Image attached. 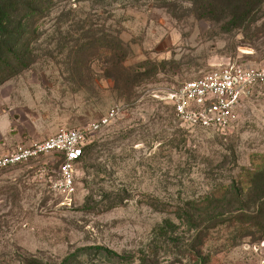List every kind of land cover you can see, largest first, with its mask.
<instances>
[{
  "label": "rangeland",
  "instance_id": "rangeland-1",
  "mask_svg": "<svg viewBox=\"0 0 264 264\" xmlns=\"http://www.w3.org/2000/svg\"><path fill=\"white\" fill-rule=\"evenodd\" d=\"M209 3L55 0L30 25L35 62L0 80V155L117 115L90 138L71 195L53 187L55 155L0 170V264H264L256 229L210 228L212 206L191 203L226 191L224 217L242 212L231 201L262 163L264 86L222 130L182 123L166 100L226 63L264 67V3L239 27Z\"/></svg>",
  "mask_w": 264,
  "mask_h": 264
},
{
  "label": "built area",
  "instance_id": "built-area-1",
  "mask_svg": "<svg viewBox=\"0 0 264 264\" xmlns=\"http://www.w3.org/2000/svg\"><path fill=\"white\" fill-rule=\"evenodd\" d=\"M254 86H264V67L229 62L185 81L166 95L176 117L184 124L201 129L222 130L232 122L236 111ZM117 115L111 109L98 120L79 127L62 128L29 144L0 155V170L38 160L46 155L59 159L54 189L63 195L75 191V170L90 138Z\"/></svg>",
  "mask_w": 264,
  "mask_h": 264
},
{
  "label": "trees",
  "instance_id": "trees-1",
  "mask_svg": "<svg viewBox=\"0 0 264 264\" xmlns=\"http://www.w3.org/2000/svg\"><path fill=\"white\" fill-rule=\"evenodd\" d=\"M209 1L210 3L203 9L211 14H217L215 15L217 18L223 15L232 16V24L237 27L254 22L259 17V11L264 3V0ZM53 4H55V0H0V80L12 76L15 72L35 62V55L30 43V35L33 31H30L29 28L33 22L43 16L45 8L52 7ZM207 11L204 13L206 16L208 15ZM89 46L92 44L89 43ZM96 48H105V45L102 46L98 43ZM95 51L99 53L100 50L95 49ZM104 53L106 52L104 51ZM143 74L145 78H148L154 73L145 72L140 75ZM140 75H136L135 79H139ZM246 177L247 187L242 186V191L237 196L236 201H231L232 204L240 205L242 212L232 219L224 217V205L226 203L223 204V201L226 191L219 197L209 195L202 201H192L191 203H194V206L204 204L203 208L205 210L207 208V211L212 206L213 214L209 216L206 212V218L211 222L210 228L231 222L239 230L251 231L256 229L261 234L260 238H264V155L262 156V163L246 169ZM213 203L217 204L214 205ZM230 204L228 203V205ZM180 218L183 219L184 217L181 216ZM185 222L193 226L194 219L190 216ZM207 238L208 235L199 238L200 246L204 244ZM199 254H201V250H199Z\"/></svg>",
  "mask_w": 264,
  "mask_h": 264
},
{
  "label": "crops",
  "instance_id": "crops-1",
  "mask_svg": "<svg viewBox=\"0 0 264 264\" xmlns=\"http://www.w3.org/2000/svg\"><path fill=\"white\" fill-rule=\"evenodd\" d=\"M5 154V153H4Z\"/></svg>",
  "mask_w": 264,
  "mask_h": 264
}]
</instances>
